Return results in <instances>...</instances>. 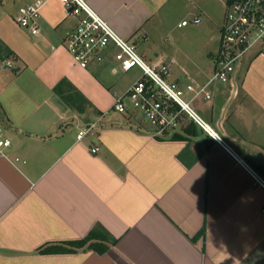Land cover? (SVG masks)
Wrapping results in <instances>:
<instances>
[{
    "label": "crops",
    "instance_id": "1",
    "mask_svg": "<svg viewBox=\"0 0 264 264\" xmlns=\"http://www.w3.org/2000/svg\"><path fill=\"white\" fill-rule=\"evenodd\" d=\"M35 1H0V47L14 53L1 59L0 72V121L12 141L0 156V264H264V188L188 118L176 136H161L141 114L112 109L140 77L119 90L112 50L78 66L65 47L77 20L61 0L45 1L39 36L22 29L19 9ZM89 3L152 64H166L161 53L153 62L148 43L170 18L193 14L179 27L205 25L219 42L227 8L226 0L215 7L199 0ZM166 65L169 81L181 86H204L213 76L212 64L194 72ZM62 80L85 102L65 103L54 90ZM209 85L210 100L188 93L193 107L264 179V136L255 135L264 103L250 101L243 85ZM98 228L108 240L69 244ZM100 242L104 253L92 248ZM58 247L67 251L43 252Z\"/></svg>",
    "mask_w": 264,
    "mask_h": 264
},
{
    "label": "built area",
    "instance_id": "2",
    "mask_svg": "<svg viewBox=\"0 0 264 264\" xmlns=\"http://www.w3.org/2000/svg\"><path fill=\"white\" fill-rule=\"evenodd\" d=\"M1 1V0H0ZM46 0L19 9L16 23L32 36L41 34V9ZM68 15L77 20L75 29L67 34L65 47L75 63L88 68L93 59L109 50L113 51L117 69L123 73L137 68L141 76L127 91L115 98L112 109L119 113L139 112L155 129V133L165 136L176 133L183 117L188 118L197 127L206 132L214 142L230 153L264 188V179L247 164L224 139L203 119L186 99L193 93L194 98L204 95L212 98L210 83L214 81L232 82L241 72L246 55L256 45L264 46V0H236L227 5L225 22L220 31L219 49L211 56L213 76L204 86L188 84L181 86L169 81V68L166 64H152L139 54L136 45L121 37L99 13L90 5L89 0H61ZM183 21L182 26L189 25ZM194 23H199L198 19ZM90 128L81 130L77 137L84 138ZM12 141L0 121V156L6 157ZM93 153L99 151L94 148Z\"/></svg>",
    "mask_w": 264,
    "mask_h": 264
},
{
    "label": "rangeland",
    "instance_id": "3",
    "mask_svg": "<svg viewBox=\"0 0 264 264\" xmlns=\"http://www.w3.org/2000/svg\"><path fill=\"white\" fill-rule=\"evenodd\" d=\"M199 4L201 6L209 4L215 7L218 4V0H199ZM195 11L198 12V9H195ZM226 11L227 8H224V13H227ZM193 16V14L188 16L178 13L176 16L170 18L168 25H162L164 33L162 32V34H158L157 32L151 36L148 45L149 48H151V56L149 57L153 58V62L157 61L158 58H163L165 63L169 64L171 70L174 71L180 69L189 72L210 71L212 62L208 57L209 52L210 50L216 52L219 48V42L217 38L212 39V31H209L208 33L207 31L202 30L201 26L205 25H199L198 28L192 25L188 27H179V22L184 19L190 21ZM162 51H166L171 57L166 56ZM159 53L161 54L157 58L156 55ZM3 56L4 53H1L0 51V72H2L1 59H3ZM240 74L241 75L235 84L244 86L246 93L249 94L250 101L264 103V46L256 45L250 50L245 57ZM119 76L117 88L123 91L130 83L141 76V71L135 68L127 73L121 72ZM188 93L186 94L187 100L192 97ZM135 113L139 112L135 111L132 114ZM249 119L255 123L253 117H250ZM145 121L148 122L147 120ZM255 135L257 138L264 136V126L258 127V132Z\"/></svg>",
    "mask_w": 264,
    "mask_h": 264
},
{
    "label": "trees",
    "instance_id": "4",
    "mask_svg": "<svg viewBox=\"0 0 264 264\" xmlns=\"http://www.w3.org/2000/svg\"><path fill=\"white\" fill-rule=\"evenodd\" d=\"M234 1L236 0H226V4L230 5ZM0 51L1 53H4V56H3L4 59L14 56V53H12V51L8 48L1 49ZM54 90L61 97V99L65 101V103H67L69 106L73 108L85 102V98L67 80H62L59 84L56 85ZM173 136H176V135L174 134ZM108 239L109 238L106 236L105 231L98 228V229H95V231H93L92 233H90L84 240L80 242H72L69 244L71 246H84L92 240L106 241ZM92 248L98 251L99 253H104L107 249L106 245H104L101 242L94 243L92 245ZM62 251H67V250L58 247V248H48V249H45L43 252L53 253V252H62Z\"/></svg>",
    "mask_w": 264,
    "mask_h": 264
},
{
    "label": "water",
    "instance_id": "5",
    "mask_svg": "<svg viewBox=\"0 0 264 264\" xmlns=\"http://www.w3.org/2000/svg\"><path fill=\"white\" fill-rule=\"evenodd\" d=\"M15 70H19V68L15 69Z\"/></svg>",
    "mask_w": 264,
    "mask_h": 264
}]
</instances>
